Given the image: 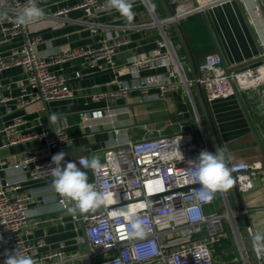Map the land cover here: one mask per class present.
I'll return each mask as SVG.
<instances>
[{
	"label": "built area",
	"instance_id": "obj_1",
	"mask_svg": "<svg viewBox=\"0 0 264 264\" xmlns=\"http://www.w3.org/2000/svg\"><path fill=\"white\" fill-rule=\"evenodd\" d=\"M148 9L151 20L130 27H157L160 40L148 51L132 54L121 64L116 63L120 47L129 42L128 37L103 39L94 46L63 48L54 54H40L37 44L41 32L35 24L49 16H59L71 9H81L83 16L76 22L91 32L103 26L95 19L97 11L107 6L99 0H78L70 7L57 9L52 14L44 12L30 24H22L19 18L29 0H0V34L4 40L24 35L20 44L6 52L0 51V73L10 67L19 66L21 74L9 84L0 78V104L10 113L13 109L26 108L35 102L46 103L73 98L74 91L69 78L63 73L61 64L80 59L81 64L91 69H107L113 73L112 83L118 85L121 93L135 86L127 84L118 76L127 70L135 78L136 85L156 86L161 97L170 89L183 85V93L192 100L190 83L185 77L182 62L178 58L170 37L172 22L179 23L189 15L200 13L210 5L222 0H167L169 16L155 15L150 0H141ZM36 6L37 2L35 1ZM264 55V40L259 43ZM58 66V67H57ZM165 71L156 75L140 77L142 70ZM81 75L79 70L75 77ZM195 80L207 100L224 98L236 90H244L264 82V63L240 70L225 71L218 52L206 53L196 67ZM18 89L12 95L6 93L11 85ZM102 94V93H98ZM101 111H92L99 116ZM82 121L88 119L81 114ZM66 124L51 131L38 117L31 121L25 115H15L0 124V264H4L6 251L16 249L31 256L36 264H62L79 259L83 264H215L214 244L225 235L223 220L227 218L235 227L234 214L230 208L225 189L217 191L211 202L197 198L201 185L189 176V161L198 158L202 149L187 131L174 130L168 133L140 137L124 144L108 148L100 160L101 168L90 170L88 182L104 194L105 203L86 213L71 215L72 220L83 226L88 242L86 250L66 255L64 245L47 248L44 237L29 235L27 229L33 210L30 203L36 194H52L51 158L66 149L72 142ZM207 145L202 125L198 128ZM20 147L13 155L15 160L7 164L9 154L2 148ZM92 159L86 155L75 158L65 155V162ZM51 166V167H50ZM82 167V166H80ZM236 191L244 192L253 187V179L259 168L246 161H237L228 166ZM11 168L21 173L17 179H5L2 171ZM41 185L24 188L28 183ZM217 193L222 198L225 210L213 208ZM53 200L58 209L66 210L69 201L63 198ZM134 212L144 224L141 234H133L125 214ZM239 244V242H238ZM256 247V245H255ZM241 258L248 264V255L239 245ZM258 262L264 264V250L256 247Z\"/></svg>",
	"mask_w": 264,
	"mask_h": 264
},
{
	"label": "crops",
	"instance_id": "obj_2",
	"mask_svg": "<svg viewBox=\"0 0 264 264\" xmlns=\"http://www.w3.org/2000/svg\"><path fill=\"white\" fill-rule=\"evenodd\" d=\"M35 1L39 8L43 9V12L52 14L57 9L76 4L78 0ZM165 1L170 9L169 3L167 0ZM189 1L196 3L201 0ZM239 1L246 13L252 32L249 30L236 0H222L210 5L200 13H195L200 17L209 37L211 46L209 52L214 51L220 54L225 71L254 67L262 62L255 59L259 56L256 42L258 41L259 45L264 40V0ZM99 2L106 3V0H99ZM150 2L155 15L159 18L164 17L165 10L160 1L150 0ZM107 8L108 6L97 11L95 19L103 26L94 33L76 22L77 18L83 16L81 9H71L59 16H49L38 22L33 26L41 32L37 51L40 54H54L63 48L94 46L103 39L128 37L129 42L122 45L116 55V63L121 64L128 60L132 54L148 52L157 46L160 40L157 27L144 25L130 27V25L146 23L151 20L150 13L141 0L134 2V18L131 22L122 17L116 10L108 11ZM169 29L173 47L182 62L185 77L191 79L192 75L186 54L172 26ZM182 36L192 59L189 43L183 34ZM22 40V35L4 40L0 34V51H8L11 47L20 44ZM204 55L195 61L192 59L195 74L196 67ZM61 66L73 88V98L47 102L49 116L46 114L42 102L32 103L26 108L13 109L10 113H7L4 105L0 104V124L2 121H9L15 115H25L31 121L38 117L50 131L59 125L66 124L68 133L73 137L66 149V154L73 158L86 155L100 161L103 152L108 148L140 137L168 133L174 130L187 131L191 133L193 138L195 133H198L205 147L203 136L198 129L199 125H202L208 147L212 153L216 151L210 131L204 129L207 123L203 116L197 89L193 83L189 85L191 101L184 95L182 84H179L175 89L168 90L161 97L156 86L136 85V76L124 70L118 78L131 86L135 84V86L130 87L126 93H121L118 85L111 82L113 73L110 70L85 67L81 64L80 59L66 61ZM76 70L81 73L79 77L74 76ZM164 71L160 68L142 70L139 76H152ZM20 74L21 68L15 66L3 70L0 73V78L9 84L12 79ZM237 92L238 97L233 93L215 100H207L203 94L202 96L218 144L226 150L228 166L237 161H246L259 168V172L253 179V187L244 192L236 191L254 242L255 234L264 232V82L251 88L237 90ZM6 93L15 95L18 93V89L12 84ZM179 105L182 107L179 108ZM185 106L186 112L182 110ZM94 110L101 111V115L91 116ZM82 113L88 116L87 120L82 121ZM185 114L188 116L185 117ZM53 116L56 117L55 120L52 119ZM250 125L258 137L263 151L259 147ZM194 129L198 130L192 132ZM19 148L1 149L3 154H9L7 164L15 160L16 157L13 154ZM84 170L90 179L92 177L90 170ZM2 173L5 179H17L21 175L11 168H6ZM40 185L38 182H32L26 184L24 188ZM225 191L234 214L235 227L232 228L227 218L223 220L225 235L214 244L217 259L215 264H245L241 258L239 245H242L247 252L248 264H256L253 260H249L251 256L249 243L241 227L229 187ZM56 195L36 194L33 197V201L30 203L33 214L30 216L27 226L29 235L44 237L47 248H55L63 244L67 256L82 252L88 247V242L83 237L80 227L77 228V223L71 218L72 213L69 212V208L72 207V203H69L66 210L58 209V203L53 200V197L56 200L61 197ZM213 208L220 212L225 210L219 193H217ZM62 264L83 263L79 259H71Z\"/></svg>",
	"mask_w": 264,
	"mask_h": 264
},
{
	"label": "clouds",
	"instance_id": "obj_3",
	"mask_svg": "<svg viewBox=\"0 0 264 264\" xmlns=\"http://www.w3.org/2000/svg\"><path fill=\"white\" fill-rule=\"evenodd\" d=\"M135 0H106L107 10H116L119 14L131 22L134 18L133 6ZM103 10V9H101ZM44 15L43 9L36 6L35 0H29V6L25 7L19 22L30 24ZM56 119L55 116L52 117ZM63 151L51 158L52 183L50 189L61 198L72 203L69 212L75 214L86 213L105 203L104 194L97 191L93 184L88 182V175L84 169L98 170L102 166L96 158L82 159L78 166L75 162H65ZM189 176L201 185L197 198L202 202H211L214 194L222 189H227L233 183L231 169L228 167L226 150L218 147L214 153L202 150L198 158L189 161ZM125 218L133 234H141L144 231L143 221L134 212L129 211ZM254 242L258 250H264V232H258L254 236ZM4 264H36L31 257L22 254L17 249L4 253Z\"/></svg>",
	"mask_w": 264,
	"mask_h": 264
},
{
	"label": "water",
	"instance_id": "obj_4",
	"mask_svg": "<svg viewBox=\"0 0 264 264\" xmlns=\"http://www.w3.org/2000/svg\"><path fill=\"white\" fill-rule=\"evenodd\" d=\"M159 1H160L161 5L163 6L164 10H165V16H169V15L171 14V12H170L169 7H168L167 4H166V1H165V0H159ZM236 2H237L238 6H239V9H240V11H241V13H242V15H243L245 21H246V24L248 25L249 30L252 32V28H251V26H250V24H249V22H248V19H247V17H246V13H245V11H244V9H243L242 4L240 3L239 0H236ZM258 2H259V1H258ZM204 24L206 25L205 21H204ZM171 26H172V28L174 29L175 33H176V36H177V38H178V40H179V42H180V45H181V47H182L184 53L186 54V59H187L188 67H189V69H190V71H191V75H192V78H191L190 80H191V83H193V84L195 85L196 89H197V92H198V95H199V99H200V102H201V105H202L203 116L205 117V120H206V123H207V125L204 126V129H208V130L210 131L211 136H212L213 141H214L215 150H216V149H217L218 147H220V146H219L218 141H217V139H216V137H215V134H214V132H213V128H212V124H211V120H210V117H209V115H208V111H207L206 104H205L204 98H203V96H202V93H201L200 87H199V85L197 84V82H196V80H195L194 65H193V62H192V59H191L190 53H189V51H188V49H187V45H186L185 40H184V38H183V36H182V34H181V31H180V29H179V25H178L177 23H175V22H172V23H171ZM23 36H24V35H23ZM256 45H257V47H258L259 56H258L255 60H261V61L264 63V55L261 54V49H260V47H259V45H258V41L256 42ZM233 89H234V93H235V94L237 95V97H238V92H237L236 88L233 87ZM239 102H240V104L242 105L240 99H239ZM42 103L44 104V109H45L46 114L49 116V111H48V109H47L46 102L43 101ZM182 104H184V103H182ZM184 105H185V104H184ZM181 107H182V106L179 105V108H181ZM182 110H183V111L185 110L184 112H186V110H187V109H186V106H185V108H182ZM184 116L187 117L188 115L185 114ZM179 118H180V117H179ZM250 127H251L252 132L254 133V135H255V137H256V141H257L259 147H260L261 150L263 151L262 145H261V143L259 142V139H258V137L256 136L255 131L253 130V128H252L251 125H250ZM196 130H198V129H194V130H192V132H194V131H196ZM231 177H232V176H231ZM229 189H230L231 195H232V197H233V199H234V203H235L236 211H237V213H238V216H239V219H240V222H241V227L243 228V230H244V232H245V235H246V238H247L248 243H249V247H250V251H251V256L249 257V260H253L256 264H259V262H258V256H257V251H256V247H255V244H254V242H253V239H252V237H251V235H250L249 228H248V225H247V223H246V220H245V217H244V214H243V210H242L241 204H240V202H239V199H238V196H237V193H236L235 187H234V183H232V185L229 187ZM80 229H81V231H82L83 237L86 239L82 224H80Z\"/></svg>",
	"mask_w": 264,
	"mask_h": 264
},
{
	"label": "trees",
	"instance_id": "obj_5",
	"mask_svg": "<svg viewBox=\"0 0 264 264\" xmlns=\"http://www.w3.org/2000/svg\"><path fill=\"white\" fill-rule=\"evenodd\" d=\"M179 28L189 43L193 61L211 50L209 37L198 14L188 16L181 21Z\"/></svg>",
	"mask_w": 264,
	"mask_h": 264
},
{
	"label": "rangeland",
	"instance_id": "obj_6",
	"mask_svg": "<svg viewBox=\"0 0 264 264\" xmlns=\"http://www.w3.org/2000/svg\"><path fill=\"white\" fill-rule=\"evenodd\" d=\"M197 141V143H198V145L200 146V148L202 149V150H205V147H204V145H203V143H202V138H201V136L198 134V133H195V137H194Z\"/></svg>",
	"mask_w": 264,
	"mask_h": 264
}]
</instances>
